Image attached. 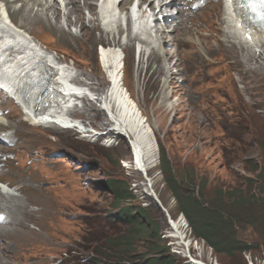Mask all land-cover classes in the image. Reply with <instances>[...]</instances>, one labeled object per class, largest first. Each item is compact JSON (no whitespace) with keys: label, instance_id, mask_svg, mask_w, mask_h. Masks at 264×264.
<instances>
[{"label":"rangeland","instance_id":"obj_1","mask_svg":"<svg viewBox=\"0 0 264 264\" xmlns=\"http://www.w3.org/2000/svg\"><path fill=\"white\" fill-rule=\"evenodd\" d=\"M20 4L12 5L19 8ZM182 4L183 1L179 2L186 12ZM219 8L220 4L214 8L212 5L214 20L219 15ZM86 14L84 9V21L88 17ZM187 14L188 20H183V24H188L185 28L189 30L184 35L195 37L194 30H191L195 28L192 22L194 15L199 16V22L216 26L209 10ZM17 15L12 21L21 23L22 12H17ZM190 15L192 19H189ZM76 20L77 17L74 18ZM29 27L28 33L63 63L71 65L79 74L94 72L97 68L95 77L100 81L97 84L102 82L101 88L107 85L98 61V44L89 40L99 38L98 30L85 35L80 29L77 32L76 26L74 35L78 37L74 36L67 42L59 33L38 23ZM211 32L215 38L218 35L221 37L218 31ZM207 44L214 50L206 51V46L204 52L208 56H204L209 57L206 63L200 62L197 68L175 69V79L170 78L174 89L168 97L169 102L160 100V80L149 79L150 75L143 77L145 71H155L157 64L150 63L146 56L145 63L139 66L135 60L132 62V52L127 51L126 56L122 53L125 57L123 87L147 120L153 135L150 136L154 142L152 158L141 172L136 170L130 145L124 139L117 138L116 143L111 145L90 141L52 125L27 124L18 106L0 93V113L7 116L6 125L16 131L19 139L15 146H0V178L12 183L16 190L12 192L22 198L19 200L21 203H29L30 209L40 211L35 224L28 225L27 234L24 229L11 233L16 237L36 239L32 243H20L17 248L18 264H104L109 261L108 257H115L108 256L110 252L101 249L102 243L109 237L123 234L128 227L109 215L116 210L111 206L112 197L104 184L110 179L116 180L119 185L128 183L129 191L133 189L137 198L147 197L146 193L155 195L161 206L152 204L144 211L159 220L175 264H191L190 261L193 263L195 258L212 264H247L249 260L264 264V249L261 247L264 214L249 209L245 201L237 199L256 193L253 179L257 178V174L252 165H247L248 162H255L257 166L264 164V151L260 150L259 144L262 140L264 145V60L257 59L253 61V66H249L244 63L238 46L225 47L222 43L224 48H218L212 40ZM203 50L196 49L200 54ZM84 114L77 112L74 116L93 120L95 127L99 126L100 120L107 118L95 113L97 117L92 119L91 112ZM245 131H248L247 134H242ZM161 148L178 185L190 190L207 207L226 210L222 216L232 222L234 234L249 240L245 241V247L255 249L262 257L260 260L252 259L251 253L241 254L240 258L218 254L193 235L169 190L167 176L162 169ZM11 155H16L17 159H10ZM230 156L235 159L231 160ZM36 169L40 174L38 179H33L37 180L39 189L34 191L27 181ZM226 193H230L232 200H225L224 203ZM33 198L39 200L36 202L38 205L30 202ZM238 204L240 208H237ZM8 214L10 217L9 211ZM170 220L183 222L182 231L177 234L182 238L177 239L168 224ZM250 223L257 229L253 231ZM145 246H138L129 255L145 253ZM112 259L108 264H115V259ZM132 259L130 261L134 264L149 263L147 257Z\"/></svg>","mask_w":264,"mask_h":264},{"label":"bare ground","instance_id":"obj_2","mask_svg":"<svg viewBox=\"0 0 264 264\" xmlns=\"http://www.w3.org/2000/svg\"><path fill=\"white\" fill-rule=\"evenodd\" d=\"M120 1L124 3L126 0ZM181 1L186 0H142L140 3L154 12L156 28L161 30L160 32L156 29L155 38L158 42L163 40V47L158 45L151 48V54L146 57V60L149 59L150 62L156 60L159 69L153 72L145 71L143 77L147 78L150 75L149 79L160 80L161 99L165 101L169 97L168 88H171L170 91L174 89L172 88L173 85L170 84L171 81L168 80V74L175 79V71L167 64L175 59L174 64L179 65L176 60L178 59L184 67H195L203 62V59L193 45L196 48L204 49V51L208 45L206 51L214 50V47L207 44L209 39L212 38L207 33L208 30L193 28L191 30H194L195 37L184 35L187 34L189 29L185 28L188 24H183V20H188L189 14L181 9L179 5ZM236 2V0L231 3L228 0H222L223 13L220 12V19L224 30L220 29V31L225 35L223 41H216V46L224 48L225 45L227 47L228 44L232 43L238 45L244 63L253 66V61L263 58L264 30L251 25L245 27L242 10L239 7H234V5H238ZM0 3V85L4 82V88L7 91H13L12 96L17 101L27 123L46 126L50 122L53 125L58 123L71 127L76 123L72 122L71 124V118L69 117V119L66 116V112H69V110L83 111L86 114L91 112L92 119L97 117L95 113L100 114V116L105 115L107 118L103 121L102 126L107 124V120L110 123L114 121L117 133L121 132L116 134L121 135L123 133L122 136L129 140L128 145H131L129 147L131 148L136 170L145 167V163L152 158L151 147L153 142L150 138L152 130L147 120H144L142 114L138 111L134 101L130 100L127 89L123 87L125 82L123 75L125 57L123 58L121 49L124 52H132L130 35L127 38V43H120L115 37L111 41H103L104 45L99 53L100 58H98V61L107 85L101 88L103 83L97 84L94 78L97 75V68L94 69V72H82V75L79 73L73 74L74 69L71 65L64 64L55 54L48 52L46 48L43 49L36 37L30 35L27 31L30 29V24L38 23L39 26H43L54 33H59L60 37L69 42V39L72 40L78 35H74L67 27H63L61 21L64 20L71 27L79 26L78 24L82 22L83 12L86 8L91 15L87 21L90 23V28L85 27V24H83L78 29L83 27L80 31L82 30L81 33L84 31L87 35L90 34L91 29H97V13L100 17L112 15V4L109 3L103 5L101 9H97V7L95 9V6H92L88 0H0ZM15 3H21L19 8L13 7L12 4ZM228 6L234 8L232 16L231 12L227 10ZM17 12H22L23 21L21 23L12 21ZM49 16L52 18L50 19ZM75 17H77L76 21H74ZM190 18L191 16H189ZM192 20H194L193 23L196 22L195 19ZM135 28L138 29V26L135 25ZM245 35L247 38L244 37ZM89 40L93 43L96 42L95 38ZM221 42H224L225 45ZM33 44L39 46L40 50L35 48ZM142 44L149 45L146 40H143ZM167 46L171 48L167 50L165 48ZM185 50L189 52H185ZM142 52L138 58L139 66L140 63H145V52L144 50ZM132 58V62H134L133 52ZM161 64L164 66H160ZM94 67H96V64H94ZM84 76H86L87 81L82 79ZM136 79L138 80L137 76ZM86 89L94 90L95 93L90 91L91 94L89 95ZM103 108H105V111ZM2 121L4 119L0 116V123H3ZM71 121L73 120L71 119ZM90 123L86 136L99 138L95 134L93 122ZM37 171L38 169L33 171L30 177L35 173L34 177H29L27 181L34 191L39 189L36 183L37 180H35L38 179V174H40ZM10 188L8 185L0 186V208L7 209L10 213L6 226L0 227V264H18L17 248L20 243L22 241L32 243L36 239L16 237L11 233L16 229H24L26 230L25 234H27L29 232L28 225L35 224L34 222L40 216L38 209L32 210L29 208V203H21L19 200H22V198L14 195ZM38 201L35 198L30 200L32 204L36 205H38L36 203ZM171 221L177 231L183 228V222ZM178 235L176 234L177 239L180 237ZM190 262L194 264L192 261Z\"/></svg>","mask_w":264,"mask_h":264},{"label":"trees","instance_id":"obj_3","mask_svg":"<svg viewBox=\"0 0 264 264\" xmlns=\"http://www.w3.org/2000/svg\"><path fill=\"white\" fill-rule=\"evenodd\" d=\"M259 144L261 146L260 150L264 151L263 141L260 140ZM230 158L233 160L234 157L230 156ZM247 165H252V169L255 170L257 174V178L253 179L256 193L242 198L237 197V199L243 202L245 201L244 203L249 209H254L260 214H264V164L257 166L255 163L249 164L248 162ZM162 169L163 172L165 171V176H167L169 190L178 202L180 215L186 218L196 238L208 245L214 252L224 256L240 258L239 256L241 254L245 255V253H251L252 259L260 260V258H262L257 255L255 249L245 247V241L248 242L249 240L238 237V235H236L237 233L234 234L232 222H230L229 219L226 221L222 216L226 210L214 208L209 205V207H207L203 203H200L199 200L196 199L198 197L192 195V193L189 192L190 190L187 191L185 188L178 185L164 154L162 155ZM104 184L107 192L112 197L111 204L114 207H117L120 203L127 200L136 199L135 195L128 190L126 184L119 185L116 180H109ZM226 194L223 200L224 203L232 200L230 193ZM240 207L241 205L238 204L237 208ZM110 215L113 217L114 221L120 222L123 226H127L128 228L123 234L109 237L102 243L101 249L110 252L108 256L130 258V252H134L138 246L146 245L145 253H142L140 256H148V264H175L169 253L170 247L167 245L168 239H166L162 233L159 220L152 218L143 211L132 214L129 208L112 212ZM252 224L253 223H250L254 231L257 228L254 227V224L252 226ZM129 226L131 228H129ZM238 240L244 242L241 241V243H237L238 245L240 244L238 246L235 243ZM261 247L264 249V238Z\"/></svg>","mask_w":264,"mask_h":264}]
</instances>
